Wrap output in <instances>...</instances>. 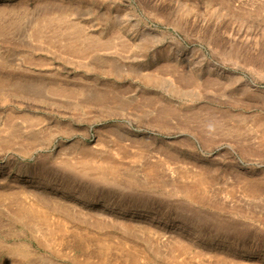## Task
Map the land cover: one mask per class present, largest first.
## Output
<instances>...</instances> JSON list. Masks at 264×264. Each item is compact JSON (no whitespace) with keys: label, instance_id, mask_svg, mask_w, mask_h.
<instances>
[{"label":"rangeland","instance_id":"1","mask_svg":"<svg viewBox=\"0 0 264 264\" xmlns=\"http://www.w3.org/2000/svg\"><path fill=\"white\" fill-rule=\"evenodd\" d=\"M0 264H264V0H0Z\"/></svg>","mask_w":264,"mask_h":264}]
</instances>
